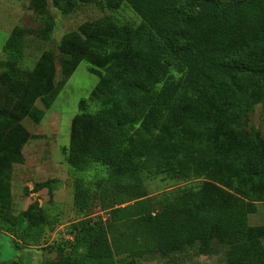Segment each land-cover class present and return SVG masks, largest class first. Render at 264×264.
<instances>
[{
    "label": "trees",
    "instance_id": "obj_1",
    "mask_svg": "<svg viewBox=\"0 0 264 264\" xmlns=\"http://www.w3.org/2000/svg\"><path fill=\"white\" fill-rule=\"evenodd\" d=\"M95 1L51 0L62 15ZM102 2L109 9L127 4L142 25L85 22L63 35L58 57L44 51L31 69L0 63V201L2 179L22 158L26 137L18 123H37L42 111L35 103L48 108L85 61L98 76L90 99L99 107L86 112L83 106L72 118L66 159L76 173L95 169L90 179L74 181L76 210L87 213L97 200L108 208L109 224H74L67 248L42 264H137V238L147 253L161 257L195 249L205 256L222 251L224 264H264V225L248 224L255 203L264 202V137L245 127L255 106L264 103V0ZM32 3L41 23L34 36L45 41L54 17L46 0ZM26 33L15 27L4 51L20 54ZM154 168L207 181L178 191L155 212L148 200L115 207L122 197L143 198L140 174ZM43 221L38 206L30 205L14 224L15 236L25 241L30 233L38 235ZM120 227L127 232L118 239L113 234Z\"/></svg>",
    "mask_w": 264,
    "mask_h": 264
},
{
    "label": "rangeland",
    "instance_id": "obj_2",
    "mask_svg": "<svg viewBox=\"0 0 264 264\" xmlns=\"http://www.w3.org/2000/svg\"><path fill=\"white\" fill-rule=\"evenodd\" d=\"M32 1L0 0V63L11 60L21 68L31 69L44 51L51 50L58 57L57 45L63 35L78 30V27L85 22L102 19L111 21L118 27L129 25L133 28L143 23V19L125 3L109 9L102 0H97L89 4H79L72 13L62 15L52 7L51 0H46L49 11L54 17V28L49 39L44 41L34 36L35 31L41 29V23L40 17L33 9ZM15 27L27 32L18 55L8 54V51L3 49ZM90 66L88 62H80L59 88L48 108H44L41 101L35 103L36 108L42 111L37 123L24 118L17 125L26 138L21 147V161L10 166L1 183L3 200L0 201V225L4 222L6 229H9L8 231L0 227L2 264H42L45 261L55 260L58 258L59 248H67V242L71 239L69 233L74 224L87 219L109 222L108 208L97 200L93 201L87 213L76 210L73 203L74 181L82 175L90 179L95 169L92 167L84 173H76L69 167L66 159L72 118L83 106L86 112H94L99 107L97 102L90 99L91 91L98 83V76L90 72ZM60 81V67L56 62L55 83L58 84ZM250 126L255 127L264 137V103L256 105L254 111L245 120L246 129ZM140 180L146 195L138 200L122 197L123 203L116 204L115 207H126L138 201L148 200L149 208L155 212L164 203L173 199L178 191L197 189L207 181L202 177L183 179L168 172H158L156 168L141 173ZM33 204L41 210L43 225L38 235L30 233L25 236V241H22L15 236V233H19V228L14 224ZM255 206L256 212L248 216V224L264 225V202L255 203ZM24 224L27 226V223ZM122 231L127 232L120 227L113 235L120 239ZM11 239L17 243V248ZM109 239L112 242V232H109ZM122 243L124 241H120V244ZM143 244L144 241L139 238L133 241V245L138 248L133 257L137 264H224L225 262L222 251L205 256L196 254L195 249H188L180 254L161 257L155 252L147 253L142 247ZM143 248L145 251L141 250Z\"/></svg>",
    "mask_w": 264,
    "mask_h": 264
}]
</instances>
